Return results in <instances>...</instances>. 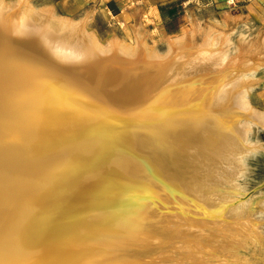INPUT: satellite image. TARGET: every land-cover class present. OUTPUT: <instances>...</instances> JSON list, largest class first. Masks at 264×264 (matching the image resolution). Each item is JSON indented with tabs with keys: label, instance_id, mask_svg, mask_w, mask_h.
<instances>
[{
	"label": "bare ground",
	"instance_id": "obj_1",
	"mask_svg": "<svg viewBox=\"0 0 264 264\" xmlns=\"http://www.w3.org/2000/svg\"><path fill=\"white\" fill-rule=\"evenodd\" d=\"M94 12L0 0V264H260L264 30L191 17L160 49L141 7L131 39Z\"/></svg>",
	"mask_w": 264,
	"mask_h": 264
},
{
	"label": "rangeland",
	"instance_id": "obj_2",
	"mask_svg": "<svg viewBox=\"0 0 264 264\" xmlns=\"http://www.w3.org/2000/svg\"><path fill=\"white\" fill-rule=\"evenodd\" d=\"M34 1L37 4L53 3L61 13L77 18L95 7L89 25L97 30L103 40L111 34L131 39V24L136 19L134 11L141 7L143 14L137 15V19L145 24L149 39L160 49L166 47L167 36L181 31L189 24L191 17H198L205 22L215 20L224 23L226 13L244 14L247 17L242 21L230 22V28L236 29V36L240 31L256 35L259 30H264V0H155L157 6L154 10L146 0H90L80 6H72L68 0ZM253 101L264 108V85L253 93ZM254 134L264 141V129H257ZM240 181L244 185L243 198H264V152L249 158L248 167ZM258 257L259 263L264 264V257Z\"/></svg>",
	"mask_w": 264,
	"mask_h": 264
},
{
	"label": "crops",
	"instance_id": "obj_3",
	"mask_svg": "<svg viewBox=\"0 0 264 264\" xmlns=\"http://www.w3.org/2000/svg\"><path fill=\"white\" fill-rule=\"evenodd\" d=\"M86 1H90V0H68V2H70V5H72V6H80V5H83ZM146 1L149 2V6L152 7L153 10L156 9V6L157 5H156V1L155 0H146Z\"/></svg>",
	"mask_w": 264,
	"mask_h": 264
}]
</instances>
